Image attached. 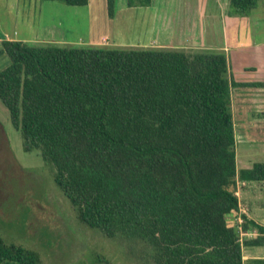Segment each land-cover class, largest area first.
<instances>
[{"label":"trees","instance_id":"trees-1","mask_svg":"<svg viewBox=\"0 0 264 264\" xmlns=\"http://www.w3.org/2000/svg\"><path fill=\"white\" fill-rule=\"evenodd\" d=\"M256 1L228 0L227 13L247 14ZM114 2L105 0L109 17ZM0 43V101L22 149L52 165L79 222L142 242L149 264H264L241 258L242 245L263 243L264 225L243 215L258 234L240 240L227 220L236 180L264 181V161L235 165L223 49ZM0 264L41 263L35 249L0 235Z\"/></svg>","mask_w":264,"mask_h":264},{"label":"rangeland","instance_id":"rangeland-1","mask_svg":"<svg viewBox=\"0 0 264 264\" xmlns=\"http://www.w3.org/2000/svg\"><path fill=\"white\" fill-rule=\"evenodd\" d=\"M227 1L160 0L158 6L159 10L164 5L165 11H172L177 22L176 32L181 35L192 26L199 28L200 24L205 33L217 31L222 26V14L227 13ZM259 3L264 6V0H258ZM86 8L62 0H0V27L10 34L15 30L17 37H50L63 33L66 39L77 40V37L85 38L87 29L91 33L99 28L108 31L112 21L110 30L118 37L128 39L133 34L142 37L145 34L148 11L145 16L143 9H137L129 15L123 16L122 12L110 18L105 17L104 11L102 18L97 0H90V7ZM101 18L104 22L108 19L107 24ZM96 19L99 28L94 25ZM230 20L223 24L228 42L238 38L247 40L248 34L242 29L237 36L234 30L241 27L234 22L245 24L244 20L239 17ZM258 21L264 24V19ZM125 24L130 30L123 28ZM3 61L0 55V67ZM0 133V235L4 240L35 249L41 264H149L150 249L142 242L121 236L108 237L78 221L71 204L53 180L52 165L37 150L22 149L18 130L12 126L1 101Z\"/></svg>","mask_w":264,"mask_h":264},{"label":"crops","instance_id":"crops-1","mask_svg":"<svg viewBox=\"0 0 264 264\" xmlns=\"http://www.w3.org/2000/svg\"><path fill=\"white\" fill-rule=\"evenodd\" d=\"M158 1V3H157ZM160 0H151L147 6H127L124 0H115L113 17L122 12L129 15L133 10L143 9L142 15L148 11V21L144 25V36L138 34L128 39L114 35L112 21H109V30L105 31L99 28V22L95 20L94 25L99 28L97 32L91 33L87 29L85 38L77 37L76 40H68L60 33L59 35H50V37L37 38L35 35L30 37H17L16 31L8 33L0 27L1 35L8 39H21L26 41H69L72 43H103L116 45H153L169 47H212L223 49L226 56L228 75L232 81L230 88V108L232 113V123L234 131V150L235 165L237 168L249 167L255 161H264V24L259 19H264V6L256 4L247 14L236 15L223 13L220 19L222 26L217 30L209 32L204 30L202 24L199 28L191 27L181 35L176 32L177 22L174 21L172 11H165L164 5L159 10ZM164 1V0H163ZM156 2V3H155ZM86 9L90 7V0L84 4ZM97 9L105 11V0H97ZM107 18V15L105 16ZM112 17V19H113ZM237 17L244 20L246 24H239L241 27H234L235 35L242 32L248 34L247 40L236 39L228 42L226 31L223 24L229 23ZM101 22L103 23V19ZM201 15V19H202ZM111 19V20H112ZM205 19H202L204 21ZM105 20L104 24H107ZM212 22V21H211ZM264 23V22H263ZM243 25V26H242ZM124 29L130 30L128 25ZM237 36V35H236ZM104 40V41H102ZM1 47V43H0ZM4 52L0 55L4 59L5 66L8 63V57ZM256 154V155H255ZM253 184H249V183ZM248 184V185H247ZM237 209L228 213L227 220L238 228L240 240L253 238L258 234L255 226L249 225L246 220H253L258 224L264 225V181L256 180H236ZM245 216L246 220L242 216ZM245 227H241V224ZM264 238V235H263ZM264 257V240L260 244H245L241 246V258L245 262L249 258Z\"/></svg>","mask_w":264,"mask_h":264},{"label":"built area","instance_id":"built-area-1","mask_svg":"<svg viewBox=\"0 0 264 264\" xmlns=\"http://www.w3.org/2000/svg\"><path fill=\"white\" fill-rule=\"evenodd\" d=\"M234 193H236V189H235Z\"/></svg>","mask_w":264,"mask_h":264}]
</instances>
